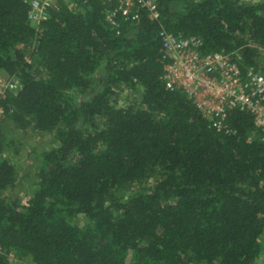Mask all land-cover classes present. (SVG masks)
<instances>
[{"label":"trees","instance_id":"obj_1","mask_svg":"<svg viewBox=\"0 0 264 264\" xmlns=\"http://www.w3.org/2000/svg\"><path fill=\"white\" fill-rule=\"evenodd\" d=\"M71 1L56 0L34 27L30 0H0V73L20 85L0 97L4 119L55 132L24 206L3 196L18 175L0 136V264L14 251L32 264H257L264 137L238 111L227 118L234 134L217 133L166 89L159 29L264 75V2L157 0L158 22L144 16L118 36L99 0ZM120 89L137 91L138 103L119 104ZM150 180L146 191L116 193ZM80 216L84 227L72 223Z\"/></svg>","mask_w":264,"mask_h":264},{"label":"built area","instance_id":"obj_2","mask_svg":"<svg viewBox=\"0 0 264 264\" xmlns=\"http://www.w3.org/2000/svg\"><path fill=\"white\" fill-rule=\"evenodd\" d=\"M51 0H30L28 20L36 26L47 18ZM105 10V21L116 35L126 26H137L145 16L158 22L160 12L157 0H99ZM163 76L169 91L182 94L207 121L215 132L231 135L227 124L230 112L246 113L253 119L256 129L264 134V75L252 68L238 66L237 54L202 53L199 38L186 37L159 29ZM20 89L17 81L0 79V97ZM0 107V124L3 119ZM250 140V139H249Z\"/></svg>","mask_w":264,"mask_h":264},{"label":"rangeland","instance_id":"obj_3","mask_svg":"<svg viewBox=\"0 0 264 264\" xmlns=\"http://www.w3.org/2000/svg\"><path fill=\"white\" fill-rule=\"evenodd\" d=\"M52 6L56 5V0H51ZM66 4L72 5L71 0H63ZM243 2H264V0H240ZM182 3H175L171 6L173 11L181 10ZM36 26V24H31ZM22 47V46H20ZM33 47L26 46L24 48L25 56L27 60L31 63L37 61L36 58L30 59V53ZM260 61L264 63V49L259 48ZM36 68L37 65L35 64ZM97 73L92 75V80L97 77ZM0 79L2 81H10L7 75L0 73ZM122 90V89H120ZM78 99L76 98V101ZM139 93L137 91L129 92L127 90H122L119 94L118 103L119 104H132L138 103ZM3 109V108H2ZM5 116V115H3ZM0 136L3 144V149L1 152V157L8 159V161L14 165L17 170L18 180L14 187L8 189L4 192L3 196L6 200L12 201L16 200L21 205H26L28 199L30 198L32 192L36 189V179L35 173L37 171L39 155L40 153L49 150L55 146V132L53 133H36L31 130L22 131L16 128L11 122L4 119L1 120L0 124ZM264 137V134H261ZM154 181L150 180L143 184H132L128 186H122L120 189L116 190V193L120 196L128 197L139 191H146L153 187ZM73 224L84 227L87 221L84 217H76L72 221ZM260 255L257 264H264V231L260 237ZM10 264H32V262L26 257H20L15 251L10 253Z\"/></svg>","mask_w":264,"mask_h":264}]
</instances>
